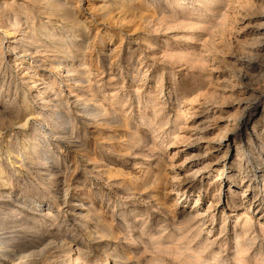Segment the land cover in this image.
Instances as JSON below:
<instances>
[{"label": "rangeland", "instance_id": "374dc122", "mask_svg": "<svg viewBox=\"0 0 264 264\" xmlns=\"http://www.w3.org/2000/svg\"><path fill=\"white\" fill-rule=\"evenodd\" d=\"M57 1L0 0V264H264V0Z\"/></svg>", "mask_w": 264, "mask_h": 264}, {"label": "bare ground", "instance_id": "6f19581e", "mask_svg": "<svg viewBox=\"0 0 264 264\" xmlns=\"http://www.w3.org/2000/svg\"><path fill=\"white\" fill-rule=\"evenodd\" d=\"M41 3H43L44 4V6H45V8L46 9H48V8H56V7H58V8H60L61 10H65V9H68L66 6H65V4L64 3H61L60 1H57V0H39ZM208 1V0H207ZM236 1H238V0H236ZM209 2V1H208ZM221 2V1H220ZM232 2V1H231ZM222 3V2H221ZM231 4H233V3H231ZM236 5L238 4V3H235ZM235 4L233 5L234 7H235ZM243 4V3H242ZM214 5V4H213ZM218 6V5H217ZM224 6H225V4H224ZM228 6V5H227ZM230 7V6H229ZM215 8H218V7H215ZM236 8V7H235ZM212 9V8H211ZM237 9V8H236ZM210 10V9H209ZM227 11V10H226ZM234 11H237V10H234ZM211 12V11H210ZM212 12H215V10L213 9V11ZM222 13V12H221ZM227 13V12H226ZM219 14V13H218ZM215 15V14H214ZM213 15V16H214ZM223 15V14H222ZM243 15V14H242ZM175 16V15H174ZM219 16V15H218ZM224 16V15H223ZM227 17V16H226ZM185 18V17H184ZM218 18V17H217ZM224 18V17H223ZM185 19H187V18H185ZM219 20H220V18H219ZM222 20V19H221ZM178 21V20H177ZM190 22H191V20H189ZM216 21H218V20H216ZM216 21H214V22H216ZM213 22V23H214ZM83 23V22H82ZM186 23V22H185ZM205 23V22H204ZM210 23V22H209ZM212 23V24H213ZM222 23V22H221ZM223 23H224V21H223ZM203 24V23H202ZM207 24H208V22H207ZM215 24V23H214ZM217 24V23H216ZM218 24L220 25V23H219V21H218ZM41 25V24H40ZM178 25V24H177ZM218 25V26H219ZM223 25V24H222ZM114 27V26H113ZM175 27V26H174ZM189 27V26H188ZM201 27V26H200ZM222 27H224V26H222ZM27 28H30L31 30H32V38L36 41V42H38V40H36V37H35V32H34V27H33V25H27ZM217 28V27H216ZM215 28V29H216ZM208 29V28H207ZM223 29V28H222ZM225 29V28H224ZM220 31H221V29H219ZM218 30V31H219ZM216 31V30H215ZM217 32V31H216ZM215 32V33H216ZM40 33V32H39ZM46 33V32H45ZM214 33V34H215ZM4 34L5 35H10V31L9 30H7V29H4ZM51 35V34H50ZM73 35V34H72ZM48 36H49V34H48ZM29 38H31V37H29ZM43 40V39H42ZM17 43V40H12L11 41V45L9 46V47H11L12 49H14V50H19V52H27V51H29L30 50V48L29 47H25V46H23L22 44H16ZM207 43V42H206ZM0 44L2 45L3 44V42H1V40H0ZM63 46V45H62ZM1 49H2V47H0V54L2 53L1 52ZM197 49V48H196ZM201 51V50H200ZM202 53H205V52H202ZM193 54V53H192ZM198 54V53H197ZM200 54V53H199ZM203 55V54H202ZM201 55V56H202ZM183 56V55H182ZM187 56V55H186ZM205 56V55H204ZM205 58H206V56H205ZM22 59V58H21ZM183 59V58H182ZM187 59V58H186ZM198 59V58H197ZM199 61V60H198ZM207 63V62H206ZM198 64V63H197ZM25 67V66H24ZM27 67V66H26ZM194 67V66H193ZM201 67V66H200ZM67 70V69H66ZM202 71V70H201ZM207 76V75H206ZM29 115V114H28ZM220 171H221V169H220ZM247 222H249V221H247ZM245 229H247V228H245ZM244 229V230H245ZM181 252V251H180ZM6 253V252H5ZM7 254V253H6ZM5 254V255H6ZM186 254V253H185ZM194 254V253H193ZM8 255H13V257H11V258H14L13 260H15V255L14 254H11V253H8ZM192 255V254H191ZM190 255V256H191ZM156 256V255H155ZM157 257V256H156ZM183 257V256H182ZM196 257V256H195ZM16 259H18V258H16ZM78 259V258H77ZM156 259V258H155ZM190 259V258H189ZM194 259V258H193ZM199 259H200V257H199ZM75 260H76V258H75ZM79 260H80V258H79ZM195 260H197L198 261V259H195ZM195 263H196V261H194ZM16 263H17V260H16ZM18 263H20V262H18ZM17 263V264H18ZM76 263V262H75ZM79 263V262H78ZM81 263V262H80ZM194 263V264H195ZM199 264H200V262H198Z\"/></svg>", "mask_w": 264, "mask_h": 264}]
</instances>
